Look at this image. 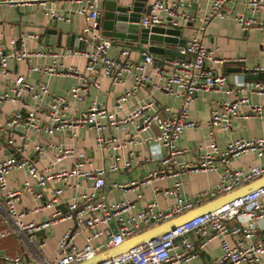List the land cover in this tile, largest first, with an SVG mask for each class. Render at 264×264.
Masks as SVG:
<instances>
[{"label":"built area","instance_id":"built-area-1","mask_svg":"<svg viewBox=\"0 0 264 264\" xmlns=\"http://www.w3.org/2000/svg\"><path fill=\"white\" fill-rule=\"evenodd\" d=\"M66 0H0V4L40 5L44 13L54 20H67L66 13L59 12L56 4ZM80 3V6L69 8L68 11L85 16L88 23L83 26L80 39L91 43V48L78 50L66 48L80 53L85 58L82 70L74 67H65L62 61L63 52L48 48L28 50L25 47L27 40L40 38L37 32L20 33L10 39L17 45L12 50L4 49V38L0 33V81L5 82V89L0 92V102H20L21 109L13 111L4 119H0V136L6 138L8 145L13 139L6 137L9 129L20 126L31 128L38 134L54 135L57 132L65 133L71 141H76L79 128L87 126L94 129L96 145L101 148L114 149L125 146L128 142L132 146L144 145L148 150V159L154 160L155 167L149 169L143 177L130 180L126 183L114 182L113 186L123 191L136 188L168 177H179L186 173L214 172L224 166L219 183L186 198L182 194V181L177 179L172 186L154 188L155 194L173 197L174 203L165 209L157 208L156 201L147 203L143 209L133 210V204L127 200L117 202L108 201L101 191L106 185V176L130 168V160H122L119 154L112 155L107 166H92L84 150L75 146L64 147L53 142L36 143L35 155L38 159L45 156L47 149L56 151L53 160L43 169H39L30 159H17L14 156L2 157L0 150V193L2 194L5 215L11 222V227L0 229V238L13 235L15 232L25 231L30 237L35 231L47 228L53 223L69 220L73 226L68 228L59 239L55 256L48 264H76L94 256L98 247L94 242L103 238L101 247L111 248L122 243L124 239L137 233L140 229L155 225L188 211L204 201L211 200L231 190L264 175V161L262 164L249 165L245 168L231 166L233 160L243 155L251 154L264 159V136L254 139L233 138L221 146L217 142L216 130H228L232 118L261 117L264 105L248 104L249 111L241 113L240 103H246L244 96L235 95L233 101L224 100L219 108L210 112L207 121V137L202 146L203 153L193 162L179 161L178 157L186 152V147L178 146V139L184 130L196 126L189 118V105L200 91H222L227 84L226 74L216 70L214 65L222 63L223 59L215 56V50L209 49L201 38L200 33L210 18L224 17V4L228 0H213L210 10L201 19L195 34L190 36L184 47L179 51L184 58H162L157 64L152 53L142 52L139 59L133 60L127 48H121L116 55H109L108 51L113 39L103 36L97 29V18L101 12L100 3L103 0H67ZM245 6L253 12L264 11V0H243ZM49 3V5H47ZM148 13L142 14L138 24L144 28L153 26L181 27L182 29L193 20L186 8L190 3L186 0H150ZM242 29L262 27L264 22L253 18H246L240 14L234 17ZM49 58L50 62L44 65H32L30 70L39 72L47 77L74 76L79 82L72 86L65 94H54L46 82L32 84L26 81L22 74L9 78V64L12 62H29L32 59ZM153 70L155 79L148 72ZM264 70L256 66L253 71ZM95 71L107 78L112 84H120L125 76L132 75V87L120 94L117 101L118 110L123 109L128 97L141 88L151 87L162 90L167 95L181 101L178 111L162 117L154 110L153 100L144 101L135 105L123 116L111 112L103 104L92 100L86 110L76 113L72 109L73 102L84 100L85 93L92 85L100 88L98 81L90 80ZM233 84L236 91L246 90L258 95H264V83L245 79L244 76H235ZM130 125L132 132L124 133L125 140L114 144L113 137H105L107 128H117L120 125ZM152 125L158 129L157 134L136 136L146 133ZM24 145L16 147L17 151L24 152ZM71 157L74 163L71 167L54 170L55 165ZM25 168L35 185L25 180L15 189L8 186V174L14 169ZM82 178L91 182L90 190L80 194L66 204L65 211L58 205L62 204L63 188L57 187L52 196L39 209H52L47 220L40 224L25 222L26 212L18 210V202L22 193H31L42 197L43 187L50 180L65 182L69 178ZM7 220V221H8ZM0 217V226L5 222ZM114 223L116 232L110 227ZM100 226H105L101 229ZM84 242L80 246L75 239L82 234ZM193 234L195 238H190ZM177 239L179 242L177 243ZM196 239V240H194ZM217 241L221 254L211 263L200 264H264V185L238 196L231 201L201 215H197L174 229L158 236L154 241H148L135 246L123 253L117 254L102 264H188L201 252L213 246ZM3 264H23L21 256L9 255L0 251Z\"/></svg>","mask_w":264,"mask_h":264},{"label":"crops","instance_id":"crops-1","mask_svg":"<svg viewBox=\"0 0 264 264\" xmlns=\"http://www.w3.org/2000/svg\"><path fill=\"white\" fill-rule=\"evenodd\" d=\"M150 1V0H149ZM168 2L175 0H165ZM190 3V6L186 8L190 13L193 20L183 28L182 37L187 39L196 33L198 26L201 23V19L210 10V5L213 0H186ZM122 5H132L134 0H119ZM49 5V3L47 4ZM80 3L71 1H62L56 4L59 12L66 13L70 21L67 20H54L47 16L42 10L40 5H24L17 3L15 5L0 4V33L3 35L4 49L12 50L17 47L15 43H11L12 37L16 38L20 33L25 32H37L40 34V38L36 40H27L25 47L28 50H40L43 47L52 49L58 52H63L62 61L65 67H74L82 70L85 65V58L80 53L73 51L65 53L67 51L64 45L65 35L62 36L61 45H51L44 42L42 35L45 28H49V22H56V28L58 31H63L67 34L75 33L79 34L82 31L83 26L88 23V19L85 16H80L73 12L68 11L69 8H75L80 6ZM103 6L100 3V8ZM224 17H213L208 20L204 25V30L200 33L203 43L212 50H215V56L223 59L222 63L217 65L213 64L216 70L223 72L227 77V84L222 91L198 92L191 104L189 105V118L196 123V126L190 129H186L178 139L179 147H186L188 152L178 157L182 162H193L203 153L201 149L204 145L207 137L208 127L207 121L210 116V112L214 108H219L224 100L233 101L235 95L239 97L244 96L248 99L246 103H240L238 109L241 113H247L249 111L248 104H261L264 105V95H258L246 90L236 91L233 84L235 76H242L233 72H226L225 69L240 67L246 72H251L254 75H258L257 80L264 83V70L254 72L253 69L256 66L264 67V28L262 27H249L248 29H242L235 21L234 17L237 15H244L246 18H253L256 21L264 22V11L253 12L248 9L243 0H228L224 6ZM145 13V12H144ZM143 13V14H144ZM141 28V26L139 25ZM48 41H56V37L49 38ZM136 43H134L135 45ZM85 49L91 48V43L84 42ZM164 46V45H163ZM121 48H127L130 52V57L133 60H137L141 57L142 52L136 49H130L124 45V42H118L113 39V44L110 47L108 54L116 55ZM155 62L158 64L162 57L158 54H153ZM50 62L49 58L32 59L29 62L9 64V78H13L18 74L25 76L26 81L32 84L39 82H46L50 91L54 94H65L67 91L77 84L78 79L74 76H51L47 77L39 72L30 70V66L38 64L44 65ZM155 79L153 70L148 68ZM90 80L98 81L100 88L96 89L94 86H90L85 93L84 100L81 102H73L72 109L74 112L79 113L86 110L92 100H97L100 104H103L111 112L118 113L119 116H123L129 112L135 105L144 101L153 100L155 103L154 110L157 111L162 117L169 116L171 113L176 112L181 107V101L167 95L162 90H157L151 87L141 88L128 97V100L124 103L123 109L117 108V97L125 90L132 87L133 78L132 75L125 76L124 80L120 84H112L110 81L103 77L99 71H95L90 76ZM5 82L0 81V92L5 89ZM20 102L3 101L0 102V119H4L13 111L21 109ZM126 131L132 132V127L128 125H120L117 128H107L104 131L105 137H113L116 140L114 144L122 143L125 140L124 133ZM158 129L155 125H152L146 133H136V136H144L146 134H157ZM94 129L84 126L78 129L76 141H71L65 133L57 132L54 135L38 134L31 128L24 126L17 127L15 129H9L7 131L8 138L13 139V144L8 145L6 138L0 136V150L3 158L14 156L17 159L27 158L35 162L39 169H43L53 160L56 155V151L53 149H47L43 158L38 159L35 155L34 145L36 143L53 142L60 144L64 147L75 146L80 150H84L87 159L92 163V166H107L111 156L119 154L121 159L130 160V168L122 169L118 172L109 173L106 176V185L101 191L108 201L117 202L120 200H127L133 204V210H140L152 201H156L157 208L165 209L174 203L173 197H165L162 194H155L154 188H166L173 185V183L180 179L182 181V194L186 198H192L197 193L215 187L223 173L224 166H220L217 171L214 172H196L186 173L179 177H168L164 180L154 181L150 184H145L136 188L123 191L113 186L114 182L126 183L130 180L140 179L145 173L155 167L154 160L148 159V150L144 145L132 146L128 142L121 148L114 149L112 144L110 148L101 149L96 145ZM264 136V109L261 117H246V118H232L230 128L228 130H216L217 142L219 145H225L230 139L244 138L254 139ZM24 145V152L16 150V147ZM201 147V148H200ZM263 158H257L254 155L246 154L240 158L233 160L231 166L234 168H245L249 165L262 164ZM74 163V159L68 157L58 162L54 170L65 169L71 167ZM8 186L10 189H15L21 185L25 180H29L30 183L35 185V180L31 179L25 168L14 169L8 176ZM244 184V183H243ZM62 187L63 194L61 196L62 204L58 207L65 211L66 204L74 198H77L82 193H87L90 190L91 182L82 178L71 177L65 182L57 180H50L43 189L42 197H36L31 193H22L17 204L18 210L26 212L24 216L25 222H34L40 224L47 220L52 209H39L33 211L36 207H41L43 203L52 196V192L55 188ZM208 201V200H207ZM206 202V201H204ZM203 202V203H204ZM0 217L6 220L0 229L11 227V222L5 215V205L2 194L0 193ZM8 220V221H7ZM74 224L72 221L65 220L49 225L47 228L39 229L35 231L32 237L25 231L15 232L5 238H0V251L9 255L21 256L23 264H48L49 261L55 256L56 246L61 238L62 234ZM148 227V226H147ZM101 229H105V226H100ZM145 228V227H144ZM84 233L75 239L78 245H82L84 242ZM190 238H195L193 234L189 235ZM104 237L94 242L98 247V251L103 250L100 246ZM196 240V239H194ZM177 243L179 240L177 239ZM221 254V249L217 241L213 243V246L207 251L201 252L188 264H200L211 263L216 257ZM264 259V258H263ZM0 264H3V260L0 259Z\"/></svg>","mask_w":264,"mask_h":264},{"label":"water","instance_id":"water-1","mask_svg":"<svg viewBox=\"0 0 264 264\" xmlns=\"http://www.w3.org/2000/svg\"><path fill=\"white\" fill-rule=\"evenodd\" d=\"M102 4L101 12L96 21L97 29L103 36L112 38L118 42H124V45L130 49L158 54L162 58L185 57V55L179 51L186 43V38L184 36L182 37L183 29L181 27H171L169 24L165 26H153L151 28L139 27L138 22L142 14L150 11L151 6L149 0H134L132 5H122L119 0H103ZM49 26L50 27L45 28L42 33L45 43L60 46L62 36L65 35L64 45L66 47L78 50L85 49L83 39H80L79 34H67L63 31H58L56 22L54 21L49 22ZM54 37H56V41H48L49 38ZM134 43L136 44L134 45ZM225 71L240 74L247 80L258 79L257 74L254 75L251 72H246V70H242L240 67L227 68ZM262 185H264V175L249 182H245L230 192L196 205L188 211L135 233L124 239L119 245L101 250L94 256L76 264H102L115 255L123 253L135 246L148 241H154L158 236L174 229L187 220L211 211ZM110 227L115 233V224L111 223Z\"/></svg>","mask_w":264,"mask_h":264},{"label":"trees","instance_id":"trees-1","mask_svg":"<svg viewBox=\"0 0 264 264\" xmlns=\"http://www.w3.org/2000/svg\"><path fill=\"white\" fill-rule=\"evenodd\" d=\"M150 226H152V225H150ZM150 226H148V227H150ZM148 227L142 228V229H140L138 232H140V231H142V230H144V229H146V228H148ZM138 232H137V233H138Z\"/></svg>","mask_w":264,"mask_h":264}]
</instances>
